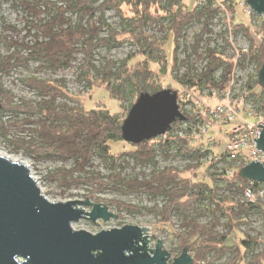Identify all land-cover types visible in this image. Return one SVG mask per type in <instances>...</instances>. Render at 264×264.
I'll return each instance as SVG.
<instances>
[{
  "label": "rangeland",
  "instance_id": "obj_1",
  "mask_svg": "<svg viewBox=\"0 0 264 264\" xmlns=\"http://www.w3.org/2000/svg\"><path fill=\"white\" fill-rule=\"evenodd\" d=\"M20 1L25 0H0V55L2 56L19 53L20 56L27 58V47L35 42L33 37L35 31H32L29 23L33 21V16L19 3ZM95 1L96 5L103 2V0ZM176 1H179L178 7L184 10L200 9L208 2L207 0ZM167 2L168 0H162V5ZM212 2L211 7L216 10V13L210 19L209 27L204 35L201 34L205 29L206 18L193 20L183 27L177 43L171 39L164 46L168 35L167 28L170 25V20L166 17L160 22L147 26L144 35L148 42H163L165 53L164 51L161 53L166 54L167 59L154 62L140 55L130 63V66L139 68L137 80L147 86L146 92L154 93V90L162 89L178 91L180 108L187 117L189 115L192 119L178 121L170 132L150 140L153 141L154 146V163L139 164L128 155L121 156L115 163L96 151L92 156L91 165L86 166L85 171H82L76 169L73 158L64 159L54 155L39 156L31 150H26L21 141L30 143L35 139L33 131L38 127L40 120H47L49 124L52 121L40 114L14 113L5 110L3 106L0 115V152L24 161L48 199L54 202H67L85 201L88 198L93 203L105 204L111 212L119 215L118 219L112 218L107 222L102 219L93 222L89 218H84L73 223L74 229L87 230L96 234L102 230L122 228L125 225L146 227L149 228L150 249L155 248L157 240L161 239L164 248L172 254L171 261L179 255V250H174L177 247L178 233L181 232V223L177 215L173 216L171 223L166 224L161 222V216L155 212L156 206L161 209L165 205L164 197L155 196L143 189L130 190L124 185L117 184L114 180L118 178V174L127 180L134 178L149 180L155 169L164 170L173 167L184 171L187 167L191 168L184 173V176L203 182L200 188L208 196V199L197 208L203 210L199 212L197 220L203 226L213 219V215L216 216L219 218L218 231L220 232H225L224 225L230 219L223 200L248 201L246 195L242 196L235 187L226 183L225 172L228 169H236L242 161H247L245 160L248 152L246 148L237 153L238 157L235 159L230 154L229 146L234 138L233 128L245 121L255 127L264 123V92L256 87L254 90L260 95L252 93V85L256 79L258 80L259 66V59L253 58L256 52L254 48L264 40V15L251 10L245 0H213ZM178 7L176 6L174 10ZM130 9L129 6H123L124 12L128 15L131 14ZM154 10L152 8V11ZM161 15L164 16V13ZM99 16L100 12H96L92 17L88 15L82 24L85 27L92 26ZM41 18H46V15H42ZM105 18L110 25L119 30L125 26V21L113 9L105 12ZM72 19L77 21L76 16ZM102 35L107 34L104 32ZM199 38L201 41L198 46ZM83 41L82 38L75 40V47L80 48ZM133 41L128 38L121 46L99 47L93 54L94 64L101 71L105 60L114 61L117 66H120L126 58L135 56L143 50L141 44ZM209 50L222 53L225 61L233 64L232 77L227 84V90L200 83L198 79L212 62ZM84 63L85 54L82 51L75 53L72 61L57 70L44 67L41 62L25 61L23 65L14 66L8 72L0 71V85L11 92L17 103L21 101L38 103L42 97L26 85L25 79L38 77L58 81L63 84L66 97H59L56 100L57 107L69 111H89L99 107L119 114L120 122L123 123L140 94L131 83L126 81L123 100L119 102L104 88L105 84L120 85L125 81L123 75L109 76L95 72V81L103 86L91 88L81 78V67ZM226 66L227 63L214 72L213 78L216 82L222 81V73ZM190 80L195 84H191ZM218 105L231 108L234 111V118L229 122H226V117L218 120L210 118L212 123H205L200 114L206 115L209 108ZM56 125L59 128L66 127L60 122H56ZM204 129H207L206 132ZM237 136L242 138L241 134ZM111 147L116 154L136 150L132 144L129 145L125 141L113 142ZM90 176H96L105 182L107 184L105 189L97 191L94 189L95 186H91L90 181L84 182L80 179H87ZM71 178L77 179L78 182L71 185L65 183ZM228 179H231L230 174ZM237 185L235 184L236 187ZM258 190L262 192L261 202L264 205V183ZM91 193H94L93 198L90 197ZM112 201L125 202L136 206L138 210L119 211L112 205ZM83 208L88 212L93 209L92 206H83ZM242 220H248L249 223H241ZM240 221L235 222L236 227L224 245L227 248L239 249L244 233L257 238L259 242L252 245L247 252L244 248L241 250L242 264H256L253 257L264 252V215L257 209H252L247 219L242 216ZM212 256H208L207 261L202 264H222L230 255L227 253L216 260H213Z\"/></svg>",
  "mask_w": 264,
  "mask_h": 264
},
{
  "label": "trees",
  "instance_id": "obj_2",
  "mask_svg": "<svg viewBox=\"0 0 264 264\" xmlns=\"http://www.w3.org/2000/svg\"><path fill=\"white\" fill-rule=\"evenodd\" d=\"M207 1L205 6L194 10H184L182 7H178L179 1L176 0H168L165 5H162V0H103L99 5H96L95 0L20 1L19 3L33 16V21L29 23L31 24L32 31H35L33 34L35 42L27 47V58L20 56L19 53L9 56L0 55V71L8 72L14 66L23 65L25 61L28 62L30 60L41 62L44 67L57 70L72 61L75 53L82 51L85 54V63L81 67V78L91 88L103 86L95 81V72L104 73L109 76H124L125 81L121 82L120 85L105 84L104 87L110 92L112 97L120 102L123 100L126 81L133 85L138 94L147 91V86L139 83L137 80L139 68L137 66H130L131 61L135 57L144 55L154 62L161 61L162 59L166 60L167 55L164 54V46L171 39L176 42L181 36L183 27L193 20L206 18L205 29L201 35L206 33L205 30L209 27V21L216 13V10L211 7L213 0ZM124 5L131 8L130 15L124 12ZM176 6L178 8L174 10ZM152 8L155 10L152 11ZM109 9L115 10L117 15L125 21V26L122 29L119 30L107 22L105 12ZM96 12H100L98 20L92 26L85 27L82 24L83 20L88 15L94 16ZM233 12L235 15V10ZM161 13H164V16ZM44 14L46 18H41ZM73 16L77 17L76 22L73 21ZM166 17L169 18L170 25L167 28L168 35L164 41L165 45L161 41L148 42V39L144 35L145 28L156 22H160ZM104 32L107 34L106 36L102 35ZM80 38L84 40L83 45L80 48L75 47V40ZM128 38L134 40L133 42L137 44H141V49L143 50L136 53L135 56L126 58L121 62L120 66H117V63L114 61L105 60L102 71L96 67L93 54L99 47L121 46ZM201 38H199L198 46ZM254 50L256 52L253 58L259 59V74L264 61V40H262L260 45H255ZM163 51L164 53H161ZM208 53L212 62L207 70L199 76L200 83L211 85L220 90H227V84L232 77L233 64L226 62L222 53L216 50H209ZM225 63H227V66L222 73V81L216 82L213 74ZM151 73L153 72L151 71ZM25 83L37 91L42 100L38 103L32 101L17 103L16 98L11 92L5 90L0 85V99L4 109L27 115L40 114L45 119L52 121L49 124L47 120H40L38 127L33 131L35 139L30 143L21 141L26 150H31L39 156L54 155L64 159L73 158L76 162V169L82 171H85L86 166L91 165L92 156L96 151L110 158L115 163L123 155L133 157L139 164L154 163L153 141L133 145L136 148L133 152L116 154L112 151L111 144L113 142L124 141L121 133V116L119 114L111 113L109 110H102L99 107L89 111L61 109L55 104L59 97H66V93L63 90L64 86L61 82L29 77L25 79ZM190 83L195 84L192 80H190ZM256 87L261 92H264V88L259 84L257 79L252 85V93L260 95L259 92L254 90ZM154 92H157V90H154ZM200 115L205 120V123H212V120L207 115ZM187 120H192L189 115ZM56 122L63 123L66 127L59 128ZM245 165L246 162L242 161L236 169H228L225 172V175H227L225 179L226 183L229 186L235 187L237 192L242 196H245L247 189L256 192L260 185H262V183L250 181L240 176V170ZM188 169L191 168L187 167L184 171L173 167L164 170L155 169L149 180H138L137 178L127 180L118 174V178L114 182L124 185L130 190L143 189L155 196L164 197L166 201L165 205L161 209L156 206L155 212L161 216V222L163 221L166 224L171 223L173 216L177 215L181 223V232L178 233L177 247L174 250H179V255L184 249H188L194 256L195 263L202 264L204 261H207V257L210 255H213L212 259L216 260L229 253L230 256L222 264H242L241 250L244 248L247 252L252 245L259 242L258 239L251 237L248 233H244L239 249L234 247L227 248L224 244L234 231L236 227L235 222H241L242 216L247 219L252 209H257L264 215V205L261 199L257 203L249 201L241 202L240 200L235 201L233 199L223 200L230 215V219L224 225L225 232L218 231L219 218L214 215L213 219L202 226L199 224L197 216L203 210L197 208L203 204L204 200L208 199V196L200 188L203 182L184 176V173L189 171ZM229 174L231 179H228ZM80 179L84 182L90 181L91 186H95L94 189L97 191H103L107 186L105 182L99 180L96 176ZM76 182L78 180L73 178L65 181L69 185ZM235 184H238L237 187ZM93 195L94 193H91L90 197L93 198ZM111 203L119 211L131 212L138 210L136 206L125 202L112 201ZM246 222L249 223L248 220H242L241 223ZM253 259L256 261V264H264V252L255 255Z\"/></svg>",
  "mask_w": 264,
  "mask_h": 264
},
{
  "label": "water",
  "instance_id": "obj_3",
  "mask_svg": "<svg viewBox=\"0 0 264 264\" xmlns=\"http://www.w3.org/2000/svg\"><path fill=\"white\" fill-rule=\"evenodd\" d=\"M259 15H264V0H245ZM264 88V61L258 74ZM179 93L162 89L143 92L122 123V138L139 145L164 136L187 116L178 103ZM3 104L0 100V115ZM257 148L264 153V124ZM244 179L264 183V162L251 161L240 170ZM83 206H92L86 211ZM89 218L118 219L103 203L71 200L54 202L42 192L30 168L0 154V264H195L184 249L172 259L161 239L150 249L149 228L125 225L122 228L91 233L76 230L73 223Z\"/></svg>",
  "mask_w": 264,
  "mask_h": 264
},
{
  "label": "built area",
  "instance_id": "obj_4",
  "mask_svg": "<svg viewBox=\"0 0 264 264\" xmlns=\"http://www.w3.org/2000/svg\"><path fill=\"white\" fill-rule=\"evenodd\" d=\"M233 112L234 111L231 108L218 105L214 108H209L206 112V115L209 118H212V120L223 119V117H226V122H229L234 118ZM206 130L207 129H204V132H206ZM260 131L261 129L259 126L255 127L253 124H250L247 121L242 122L233 128L234 138L232 139L229 146L232 158H237V153L239 154V152L246 148L248 151L245 156V160H247L246 164L256 160L264 162V153L257 148V143L255 141V138L259 137ZM237 134H241L242 138L238 137ZM243 135H245V137H243ZM245 195L249 202L257 203L258 200L261 199L262 192L259 190L255 192L253 190L247 189Z\"/></svg>",
  "mask_w": 264,
  "mask_h": 264
},
{
  "label": "bare ground",
  "instance_id": "obj_5",
  "mask_svg": "<svg viewBox=\"0 0 264 264\" xmlns=\"http://www.w3.org/2000/svg\"><path fill=\"white\" fill-rule=\"evenodd\" d=\"M0 154H2V155H4V156L8 157V158H9V159H11L12 161H16V162H19V163H24V164H25V162H24V161H22V160H17V159H14L13 157L7 156V155L3 154L2 152H0ZM40 188H41V187H40Z\"/></svg>",
  "mask_w": 264,
  "mask_h": 264
}]
</instances>
